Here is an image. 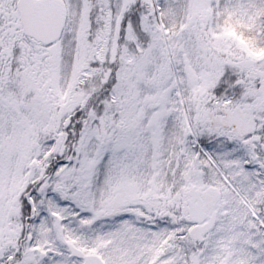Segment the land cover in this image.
Instances as JSON below:
<instances>
[{
	"label": "snow or ice",
	"instance_id": "6c2138e0",
	"mask_svg": "<svg viewBox=\"0 0 264 264\" xmlns=\"http://www.w3.org/2000/svg\"><path fill=\"white\" fill-rule=\"evenodd\" d=\"M0 264H264V0H0Z\"/></svg>",
	"mask_w": 264,
	"mask_h": 264
}]
</instances>
